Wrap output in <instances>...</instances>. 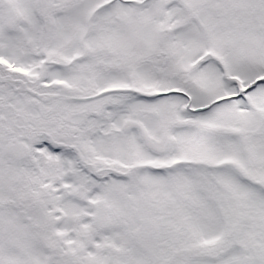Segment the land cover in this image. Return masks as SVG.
I'll use <instances>...</instances> for the list:
<instances>
[{
    "label": "snow or ice",
    "instance_id": "6c2138e0",
    "mask_svg": "<svg viewBox=\"0 0 264 264\" xmlns=\"http://www.w3.org/2000/svg\"><path fill=\"white\" fill-rule=\"evenodd\" d=\"M0 264H264V0H0Z\"/></svg>",
    "mask_w": 264,
    "mask_h": 264
}]
</instances>
